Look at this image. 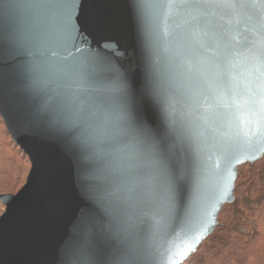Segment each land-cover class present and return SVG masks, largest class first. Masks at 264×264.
I'll use <instances>...</instances> for the list:
<instances>
[{
	"label": "water",
	"instance_id": "1",
	"mask_svg": "<svg viewBox=\"0 0 264 264\" xmlns=\"http://www.w3.org/2000/svg\"><path fill=\"white\" fill-rule=\"evenodd\" d=\"M47 2L52 5L40 8L31 6L35 0H16L3 13L11 48L4 73L8 99L0 115L31 169L24 187L1 203L0 264H76L92 231L87 222L108 219L122 195L100 160L45 111L50 92L33 85L31 68L53 50L55 59L97 74L114 69L140 95L142 112L162 137L165 166L145 177L148 203L129 209L130 223L161 254L168 244L183 251L191 242L188 258L174 257L185 264L215 233L224 207L235 203L240 168L263 159L264 138L236 136L222 119L201 118L206 85L189 79L158 38V10L141 7L140 0ZM255 7L261 10L259 3ZM214 21L231 29L236 47V41L264 46V17L218 9ZM215 129L232 137L226 145L228 137Z\"/></svg>",
	"mask_w": 264,
	"mask_h": 264
},
{
	"label": "snow or ice",
	"instance_id": "2",
	"mask_svg": "<svg viewBox=\"0 0 264 264\" xmlns=\"http://www.w3.org/2000/svg\"><path fill=\"white\" fill-rule=\"evenodd\" d=\"M257 3L261 10L256 9ZM14 5L16 0H0V111L8 99L4 73L11 48L5 39L3 13ZM49 5L47 0H35L31 6ZM140 6L158 10L153 17L158 38L173 50L172 58L189 79L206 85L200 93L201 118L222 119L235 129L236 136L251 140L259 134L264 138V46L236 41V47L230 39L231 29L214 21L218 9L236 16L264 17V0H140ZM55 57L53 50L47 60L31 68L33 85H44L50 92L45 111L100 160L122 192L108 219L87 222L92 231L85 234L76 264H155L158 259L177 264L174 257L188 258L194 247L191 242L183 251H174L168 244L161 254L145 245L130 223L129 209L148 203L145 177L165 166L162 137L142 112L140 95L114 69L105 76ZM215 131L228 137L225 145L232 138L220 129ZM169 192L174 200L171 184ZM7 199V194L0 193V203Z\"/></svg>",
	"mask_w": 264,
	"mask_h": 264
},
{
	"label": "trees",
	"instance_id": "3",
	"mask_svg": "<svg viewBox=\"0 0 264 264\" xmlns=\"http://www.w3.org/2000/svg\"><path fill=\"white\" fill-rule=\"evenodd\" d=\"M5 163L18 166L20 174L14 184H24L29 159L13 141L0 115V177L10 171L1 168ZM235 198L234 204L222 210L215 233L185 264H264V157L255 165L240 168Z\"/></svg>",
	"mask_w": 264,
	"mask_h": 264
},
{
	"label": "rangeland",
	"instance_id": "4",
	"mask_svg": "<svg viewBox=\"0 0 264 264\" xmlns=\"http://www.w3.org/2000/svg\"><path fill=\"white\" fill-rule=\"evenodd\" d=\"M1 168H3V170H5V169H9L10 171H8V175L7 176H2V177H0V187H2V189H1V191L0 192H3V191H7V193H4V194H16L18 191H20L23 187H24V185L26 184V181H27V178H28V175H29V172H30V169H31V165H30V169H28V173H27V175H26V178H25V182H24V184H22V185H19L18 187H17V184H14L15 183V181H16V176L18 175V174H20V169L18 168V166L15 164V166L14 167H12V166H10V165H7L6 163L5 164H3L2 166H1ZM12 169V170H11ZM14 187H17L16 189H14L13 191H12V189L14 188ZM9 191H10V193H9ZM12 191V192H11ZM1 206H2V208H1V212L2 213H4V210H5V206H3L2 204H1ZM2 216V215H1ZM0 216V217H1Z\"/></svg>",
	"mask_w": 264,
	"mask_h": 264
}]
</instances>
